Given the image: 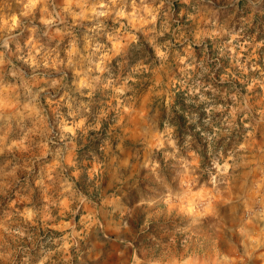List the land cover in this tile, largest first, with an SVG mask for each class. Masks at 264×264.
Returning <instances> with one entry per match:
<instances>
[{"label": "clouds", "instance_id": "obj_1", "mask_svg": "<svg viewBox=\"0 0 264 264\" xmlns=\"http://www.w3.org/2000/svg\"><path fill=\"white\" fill-rule=\"evenodd\" d=\"M0 264H264V0H0Z\"/></svg>", "mask_w": 264, "mask_h": 264}]
</instances>
